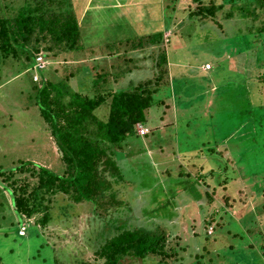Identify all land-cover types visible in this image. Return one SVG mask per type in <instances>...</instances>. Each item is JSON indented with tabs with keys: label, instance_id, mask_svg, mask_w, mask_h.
I'll return each mask as SVG.
<instances>
[{
	"label": "rangeland",
	"instance_id": "374dc122",
	"mask_svg": "<svg viewBox=\"0 0 264 264\" xmlns=\"http://www.w3.org/2000/svg\"><path fill=\"white\" fill-rule=\"evenodd\" d=\"M22 2L0 0L4 7L8 3L20 6ZM73 2L81 31L80 50L59 53L58 58V55L41 52L44 47L41 45L40 54L53 67L47 65L45 70L38 72L40 78L48 79L54 70L59 80L69 77V70L75 72L92 65H98V70L108 71L114 62L112 58L118 55V63L122 64L124 59L120 70L124 78L118 77L117 83L112 82L115 81L112 78L109 86L120 88L127 76L134 82L153 79L157 70L153 69L152 58L141 62L136 56L143 59L142 50L130 49L137 37L133 30L147 35L166 26L168 31L165 35L172 33L170 43L165 47L168 71L159 84L158 92L152 96V107L146 111L149 115L147 129L141 126L148 130L146 135L149 134L146 138L141 135L128 138L130 140L126 142L125 152L128 150L130 157L125 161L129 167L123 172V181L128 183L127 194L122 197L143 209L152 205L157 210L155 216L166 215L169 220L163 223L173 228L171 240L180 246L178 258L183 259V264H238L235 259L231 261L228 258L230 251H241L239 264H262L264 125L251 120L249 105L256 109L261 106L264 89L257 92L255 99H247L246 94L237 93L240 84L247 89L256 88L259 78H264V53L257 49L264 45V31L259 33L263 39L260 38L256 48L252 46L255 56L249 59L250 64H246L245 58L252 53L251 50L246 54L244 50L236 53L235 48L239 44L244 46L245 33L237 34V28L242 29L241 32L247 28L237 11V18L226 17L229 4L217 11L214 17H200L194 15L197 8L189 5L190 0ZM255 15V20L245 19L253 30L264 23V9L256 8ZM193 20L196 26L190 33L189 26ZM136 25L139 27L133 28ZM232 29L236 32L231 34ZM12 49L0 52V173L14 170L20 165L19 161L51 169L57 160V147L39 109L32 105L33 99L30 98L34 85L31 82L30 53L34 48H28L26 54L15 50L16 61L12 58L14 55L8 53ZM146 50L156 54L155 46ZM128 58L133 59L125 62ZM63 64L67 65V70L62 68ZM206 64L211 68L204 69ZM138 65L141 67L137 68ZM74 76H70V86ZM163 98L167 101L161 105ZM254 113L256 116L259 114ZM197 147L203 151L211 148L206 154L208 157L211 155L221 167L208 160L210 165L204 170L201 162L192 155L181 156L179 153L182 150L194 151ZM25 170L15 171V178L21 182L25 178L33 184ZM205 192L209 193L211 201L206 200ZM53 201L55 203L49 204L52 219L46 227L40 228V233L55 253L47 254L40 250V237L34 235L35 217L25 220L30 224L25 223L27 234L19 237L18 216L6 213L4 208L0 210V264H52L53 256L62 260V264H73L75 260L77 263L93 258L91 242L87 239L88 230H85L88 216L80 220L76 216L80 210L65 207L62 195L55 196ZM221 209L227 214L219 213ZM211 215L215 219L213 225L219 226L215 231L209 227L206 232L203 222ZM129 216L132 223V213ZM243 220L246 224L241 225L244 234L240 235L244 240L232 239ZM150 221L160 224L163 220L146 218V222ZM206 233L211 236L208 240ZM193 234H197L199 247L194 245ZM214 241L216 243L212 245ZM205 244L209 246L207 252L202 249Z\"/></svg>",
	"mask_w": 264,
	"mask_h": 264
},
{
	"label": "trees",
	"instance_id": "16d2710c",
	"mask_svg": "<svg viewBox=\"0 0 264 264\" xmlns=\"http://www.w3.org/2000/svg\"><path fill=\"white\" fill-rule=\"evenodd\" d=\"M4 1L7 2V0ZM22 1L20 6L8 3V6L4 7L0 3L2 6L0 52L13 48L8 53H12L14 57L11 56L16 61L15 50L26 54L28 48H34V51L30 53V68H32L36 56L40 54L41 45H44L41 52L46 51L47 54L55 56L59 53L67 54L80 50L81 31L74 15L73 0ZM226 4L230 7L226 10V17L229 19L236 17L237 11L239 19L247 28L245 32L237 28V34L245 33V35H242L244 46L239 44L235 50L236 53L244 50L245 54L251 50L252 53L245 58V63L250 64L249 59L256 53L252 46L256 48L255 45L260 38L263 39V35L259 36V33H263L264 23L253 30V26H250L245 19L255 20L257 18L255 10L256 8L264 9V0H190L189 2L190 6L196 5L197 10L194 15L200 17L207 15L214 17L216 12L223 9ZM195 26V20L190 22V33ZM157 29L156 32L147 35L133 30L137 37L130 45V49L142 50L144 53L143 59L136 56L137 60L142 62L152 58L153 69L157 70V75L153 79L134 82L127 76L125 77L127 79L121 82L120 88L109 86L112 78L115 80L112 81L114 83L118 82V77L124 78L123 72L120 71L124 66V59L122 64L118 63V55L111 57L115 63H111V69L108 71L98 70V65H92L86 69H76L75 72L69 70V77H62L59 80L54 70L49 73L48 79L39 77L37 81H33V75L31 77V82L34 84L32 85L33 94L30 95L33 99L32 105L39 109L41 117L46 122L57 147L58 156L51 169L44 165L19 161L20 165L14 170L1 172L0 210L5 208L6 213H14L18 216L19 237H25L27 234L25 223H29L25 220L35 217L34 235L40 237L38 246L47 254H54L55 249L44 239L40 228L46 227L52 219L49 204L55 203L53 201L55 196L62 195L65 197V207L70 210L74 208L80 210L76 215L80 220L88 216L85 230H88L87 239L91 242L93 258L88 260V257L87 260L77 263L75 260L72 261L73 264H183V259L178 258L180 246L173 244L171 240L173 228L163 223L168 219L165 218L166 215L155 216L157 210L152 208V205L143 209L138 205H132L128 199L122 197L127 194L128 183L123 181V172L129 167V163L125 161H128L127 158L130 157L128 150L125 152L126 142L128 138L139 135L136 130L137 125L146 126L149 117L146 111L152 107V96L158 92L159 84L168 71L165 47L169 45L172 33L165 35L168 31L166 26L165 29L162 27ZM235 32L236 30H231V34ZM154 46L156 54L153 55L152 51L146 49L154 48ZM257 49L264 53L263 44ZM57 57L59 58L60 55ZM133 58H128L125 62H130ZM246 64H244L245 67ZM65 65L63 64L62 68L67 70ZM139 67L141 66L138 65L137 68ZM209 67L211 68L210 65ZM71 75H75V79L70 86ZM64 85L68 87L65 88ZM240 87H242L241 84ZM240 87L239 91L237 89V94L242 96L246 94L247 99L248 97L255 99L257 92L259 90L262 92L261 88L264 89V78L263 76L259 78L256 88L253 87L255 89ZM165 100L167 101L163 98L161 105H164ZM261 103L258 109L249 105V114H251V120L264 125V101ZM254 111L259 114L256 116ZM148 134L141 137L146 138ZM192 150H182L179 153L181 156L192 155L201 162L204 170L207 165H210L208 160L221 167L219 162L211 158V155L208 157L207 154L212 150L211 148H206L207 151H203L201 147ZM24 168L28 177L33 180V184H29L25 178H22L24 180L22 182L15 178L14 172ZM19 183L21 185H18ZM137 192L140 191L137 190ZM205 194H207L206 200L211 201L209 193L205 192ZM131 213L132 223L129 216ZM219 213L227 214L222 209ZM146 218L163 221L160 224L153 221L146 222ZM214 222V215L203 222L206 232L209 227L216 230L219 225L214 226ZM24 224L26 233L22 236L19 235V228ZM245 224L243 220V224L237 227L232 239L244 240L240 233H243L241 225ZM196 236L197 234L192 235L194 245L199 247L200 241L196 239ZM257 236L260 234L258 233ZM205 238L208 240L211 236L206 233ZM214 243L216 241L212 245ZM208 247L207 244L202 245V249L206 252ZM231 247L233 248V245ZM240 253L241 251L235 253L230 251L228 258L231 261L235 259L239 264L242 258ZM51 260L52 264H62L60 263L62 260L56 256H53ZM43 261L47 262L46 259Z\"/></svg>",
	"mask_w": 264,
	"mask_h": 264
},
{
	"label": "built area",
	"instance_id": "2783aa9c",
	"mask_svg": "<svg viewBox=\"0 0 264 264\" xmlns=\"http://www.w3.org/2000/svg\"><path fill=\"white\" fill-rule=\"evenodd\" d=\"M47 66V62L43 59L42 56H37L35 58V63L34 65L32 66V70H33V79L34 81H36L38 79V75L37 73L41 70H44ZM209 65H205L204 69H209ZM137 133L139 135H145L147 133V131L143 128H141V126L137 125ZM143 127V126H142ZM24 233V234H23ZM26 233V226L25 225H22L20 228H19V235H25Z\"/></svg>",
	"mask_w": 264,
	"mask_h": 264
},
{
	"label": "clouds",
	"instance_id": "9594fccd",
	"mask_svg": "<svg viewBox=\"0 0 264 264\" xmlns=\"http://www.w3.org/2000/svg\"><path fill=\"white\" fill-rule=\"evenodd\" d=\"M39 55H40V56H42V57H43V59L46 61V59L44 58V56H43V55H41V54H38L37 56H39ZM37 56H36V57H37ZM46 62H47V61H46ZM47 65H48V63H47ZM46 67H47V66H46ZM31 70H32V68H31ZM38 78H39V77H38ZM36 81H37V80H36ZM139 126H141V125H139ZM143 127H144V126H143ZM136 129H137V127H136ZM146 129H147V128H146ZM147 132H148V130H147Z\"/></svg>",
	"mask_w": 264,
	"mask_h": 264
},
{
	"label": "crops",
	"instance_id": "0c3cea01",
	"mask_svg": "<svg viewBox=\"0 0 264 264\" xmlns=\"http://www.w3.org/2000/svg\"><path fill=\"white\" fill-rule=\"evenodd\" d=\"M161 123V122H160ZM145 128H147L146 126H144Z\"/></svg>",
	"mask_w": 264,
	"mask_h": 264
}]
</instances>
